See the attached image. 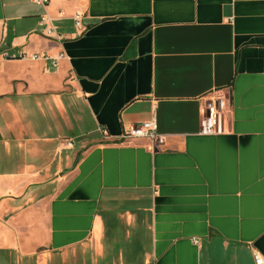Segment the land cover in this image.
Returning a JSON list of instances; mask_svg holds the SVG:
<instances>
[{
    "label": "crops",
    "instance_id": "1",
    "mask_svg": "<svg viewBox=\"0 0 264 264\" xmlns=\"http://www.w3.org/2000/svg\"><path fill=\"white\" fill-rule=\"evenodd\" d=\"M0 98V264L264 258V0H0Z\"/></svg>",
    "mask_w": 264,
    "mask_h": 264
},
{
    "label": "built area",
    "instance_id": "2",
    "mask_svg": "<svg viewBox=\"0 0 264 264\" xmlns=\"http://www.w3.org/2000/svg\"><path fill=\"white\" fill-rule=\"evenodd\" d=\"M32 2L39 6H42L44 9H46L50 4V0H32ZM74 20L78 28H84L82 14H77L74 17ZM45 30L46 35L48 36H51L54 32L53 28H46ZM5 57H9L8 53L5 54ZM23 57L24 55L22 54L19 58ZM64 57L65 54H60L59 58L52 59V66L56 68L59 64V60L63 59ZM11 58L14 59L18 57L13 56ZM33 58L36 59L37 56L35 55L33 56ZM224 119V108L221 104V100L219 98L212 99L211 104L209 106H206L203 111V115L200 121L201 134L205 136L223 134L225 132ZM103 134L107 135V131H103ZM137 139L150 140L153 149L161 148L166 144V136L159 134L158 125L154 118L149 121L134 125L120 136L119 141L129 142L131 140ZM255 260L256 264H264V258L258 252H255Z\"/></svg>",
    "mask_w": 264,
    "mask_h": 264
},
{
    "label": "rangeland",
    "instance_id": "3",
    "mask_svg": "<svg viewBox=\"0 0 264 264\" xmlns=\"http://www.w3.org/2000/svg\"><path fill=\"white\" fill-rule=\"evenodd\" d=\"M4 104V101H3V99H1L0 98V106L1 105H3ZM4 114L7 116V117H10V114L9 113H5L4 112ZM4 114H2V115H4ZM6 123H5V121H3L2 119H1V114H0V125H5Z\"/></svg>",
    "mask_w": 264,
    "mask_h": 264
}]
</instances>
